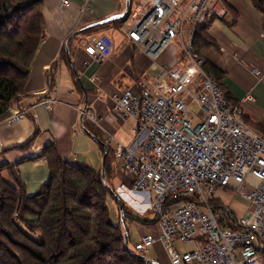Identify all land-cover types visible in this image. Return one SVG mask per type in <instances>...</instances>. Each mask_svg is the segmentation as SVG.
I'll return each instance as SVG.
<instances>
[{
    "label": "built area",
    "instance_id": "built-area-1",
    "mask_svg": "<svg viewBox=\"0 0 264 264\" xmlns=\"http://www.w3.org/2000/svg\"><path fill=\"white\" fill-rule=\"evenodd\" d=\"M224 0H146L130 16L129 40L160 69L153 82L140 81V92L129 89L114 96L113 120L138 123V147L133 150L106 134L105 145L123 170L134 177L133 191L145 196L147 209L157 216L159 237L143 236L130 252L143 255L158 242L171 264H264V137L243 116L241 105L227 102L217 79L205 70L196 51L197 33L224 18ZM181 51L184 63L160 65L170 47ZM114 43L101 35L84 45V52L103 63ZM197 103V115L190 110ZM51 109L54 101L41 103ZM81 116L94 128L101 119L93 108ZM24 113L13 110L5 124L18 123ZM226 189L243 195L249 211L223 226L214 209L216 194ZM201 233L202 247L195 242ZM176 243L192 248L181 251Z\"/></svg>",
    "mask_w": 264,
    "mask_h": 264
},
{
    "label": "crops",
    "instance_id": "crops-1",
    "mask_svg": "<svg viewBox=\"0 0 264 264\" xmlns=\"http://www.w3.org/2000/svg\"><path fill=\"white\" fill-rule=\"evenodd\" d=\"M145 1L134 0V10L127 19L120 20L116 18L125 12L126 0H42L44 41L31 67L25 95L0 117V166L16 167L28 195L37 194L51 177L49 164L41 157L46 148L53 146L70 164L88 166L97 172L105 170L108 149L107 156L113 162L107 182L111 181L118 195V191L128 195L124 203L128 219L136 226L140 239L147 234L159 237L157 216H148L145 196L133 191L134 177L123 170L113 147L106 148L104 141L109 133L133 150L138 147L137 121L118 123L113 120L112 110L114 96L129 89L140 92V81L155 79L149 75L152 61L128 36L129 18ZM224 3L227 13L206 28L207 45L201 47V53L207 65L222 74L219 86L227 102L241 105L246 122L264 137V14L253 0ZM109 19L113 21L99 25ZM101 35L109 36L114 43L111 57L103 63L84 52V45ZM158 63L173 67L182 65L184 59L181 51L172 46ZM47 99L54 101L50 110L41 104ZM85 108L96 111L101 119L99 128L82 119ZM12 110L25 117L18 123L5 124ZM3 176L12 180L8 170ZM118 202L112 199L110 203L116 223L121 216ZM215 203L221 210L223 226L232 229L250 209L243 195L226 189L217 191ZM127 230L131 240L130 228ZM195 242L204 247L207 239L198 233ZM260 246L264 258V245ZM146 259L151 261L148 264H171L159 242L148 251Z\"/></svg>",
    "mask_w": 264,
    "mask_h": 264
},
{
    "label": "trees",
    "instance_id": "trees-1",
    "mask_svg": "<svg viewBox=\"0 0 264 264\" xmlns=\"http://www.w3.org/2000/svg\"><path fill=\"white\" fill-rule=\"evenodd\" d=\"M253 2L264 14V0ZM42 10V0H0V117L25 95L44 41ZM205 31L197 33L199 53ZM204 68L219 83L222 74L207 63ZM41 157L51 177L35 195H28L14 165L0 166V264H148L145 255L126 249L122 211L118 223L111 213V200L119 197L102 172L70 164L53 146ZM105 162L107 179L113 161L108 155ZM7 170L12 180L3 176Z\"/></svg>",
    "mask_w": 264,
    "mask_h": 264
},
{
    "label": "rangeland",
    "instance_id": "rangeland-1",
    "mask_svg": "<svg viewBox=\"0 0 264 264\" xmlns=\"http://www.w3.org/2000/svg\"><path fill=\"white\" fill-rule=\"evenodd\" d=\"M160 74V69H151L150 71H149V75L150 76H152V77H155V76H158ZM190 110L192 111V112H194L196 115H197V113H199V106L197 105V103H194V104H192L191 105V107H190ZM110 176V175H109ZM109 183V186L111 187V188H113L114 187V185L111 183V181L110 182H108ZM116 188V187H115ZM114 189V188H113ZM115 192H117V190H115ZM126 192L127 193H131L130 191H128V190H126ZM118 193L120 194V195H118V197H119V201H120V203H125V200H128V199H126V196L125 195H127V194H125L124 192H119L118 191ZM132 194L133 193H131V194H129V196H131V197H133L132 196ZM128 196V195H127ZM144 203V202H143ZM127 205V204H126ZM132 205V204H131ZM148 216H150V217H154L155 215H154V213H152V212H148ZM126 226L128 227V228H130V231H131V233H132V239L130 240V247L131 248H134L135 247V243H137V242H139V239L140 238H138V230L136 231L135 229H136V226H134V225H132V222H131V220L130 219H128L127 220V222H126ZM177 244V247H178V249L179 250H181V251H191L192 250V248H190L189 246H188V244L187 245H184V244H181V243H176ZM152 248V247H151ZM150 248V249H151ZM149 249V250H150ZM164 249H165V251L167 252V249L165 248V246H164ZM147 256V253L145 254V257Z\"/></svg>",
    "mask_w": 264,
    "mask_h": 264
},
{
    "label": "water",
    "instance_id": "water-1",
    "mask_svg": "<svg viewBox=\"0 0 264 264\" xmlns=\"http://www.w3.org/2000/svg\"><path fill=\"white\" fill-rule=\"evenodd\" d=\"M131 8H132V0H126V8H125V12L118 18L116 19H120V20H125L128 18L130 12H131ZM113 21V19H109V20H106V21H103L101 23H99V25H105L107 23H111ZM106 146V145H105ZM107 148V146H106ZM107 152H108V149L106 151V154H105V160L107 159ZM102 176H103V181L104 183L107 185V179H106V174H105V170L103 169L102 171ZM111 189V188H110ZM121 208V211H122V224H123V227L125 229V247L127 250H129V244H130V241H129V232L127 230V227H126V218H125V215L123 213V207L120 206ZM148 263H150L151 261L147 260Z\"/></svg>",
    "mask_w": 264,
    "mask_h": 264
}]
</instances>
